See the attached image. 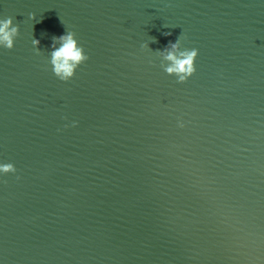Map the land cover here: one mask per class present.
Segmentation results:
<instances>
[{
    "label": "water",
    "instance_id": "water-1",
    "mask_svg": "<svg viewBox=\"0 0 264 264\" xmlns=\"http://www.w3.org/2000/svg\"><path fill=\"white\" fill-rule=\"evenodd\" d=\"M0 15L18 25L0 48L16 167L0 264H264V0H0ZM64 26L88 54L67 81L46 60ZM178 34L198 49L182 82L154 51Z\"/></svg>",
    "mask_w": 264,
    "mask_h": 264
},
{
    "label": "clouds",
    "instance_id": "clouds-1",
    "mask_svg": "<svg viewBox=\"0 0 264 264\" xmlns=\"http://www.w3.org/2000/svg\"><path fill=\"white\" fill-rule=\"evenodd\" d=\"M28 16L33 17L29 12ZM167 35V33H164ZM18 35V25L13 22L10 15H0V48H11L14 39ZM155 40V37H149ZM33 51L39 53L41 47H37L39 41L37 38H31ZM140 47H149L147 41H141ZM156 56L159 57V65L162 70L175 77V80L182 82L186 80L195 70L194 60L197 56L196 47L182 46L181 36L178 34L174 40H169L163 47L154 49ZM87 52L78 42L74 31L64 26V31L60 34H53L47 47V65L54 76L62 81L71 79L76 68L87 59ZM152 62L151 60L149 61ZM76 124L75 120L71 121ZM177 125L183 127L184 121L177 119ZM16 167L11 160L0 159V177L5 173L15 172Z\"/></svg>",
    "mask_w": 264,
    "mask_h": 264
}]
</instances>
